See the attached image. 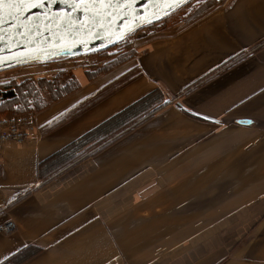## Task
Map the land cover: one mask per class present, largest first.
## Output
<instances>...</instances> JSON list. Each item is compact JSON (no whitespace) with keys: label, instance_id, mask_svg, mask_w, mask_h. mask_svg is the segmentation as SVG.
<instances>
[{"label":"crops","instance_id":"1","mask_svg":"<svg viewBox=\"0 0 264 264\" xmlns=\"http://www.w3.org/2000/svg\"><path fill=\"white\" fill-rule=\"evenodd\" d=\"M149 29L108 71L118 54L53 61L80 86L29 112L25 143L2 146L0 225L14 229L0 262L34 246L23 264H264V0H193ZM43 67L15 80L58 71ZM156 89L148 121L38 178L40 162Z\"/></svg>","mask_w":264,"mask_h":264},{"label":"water","instance_id":"2","mask_svg":"<svg viewBox=\"0 0 264 264\" xmlns=\"http://www.w3.org/2000/svg\"><path fill=\"white\" fill-rule=\"evenodd\" d=\"M190 1L174 5L166 0H111L109 4L40 0L36 5L6 2L0 14V73L108 50Z\"/></svg>","mask_w":264,"mask_h":264},{"label":"trees","instance_id":"3","mask_svg":"<svg viewBox=\"0 0 264 264\" xmlns=\"http://www.w3.org/2000/svg\"><path fill=\"white\" fill-rule=\"evenodd\" d=\"M173 14L170 16H173ZM170 16L165 18L164 21L169 19ZM126 45V41H123L113 48L92 54L106 59L112 56L109 54L110 51H113L115 48L118 51L116 52L118 54L116 59L108 62L99 71H108L112 67L118 66L130 59L131 53L120 56L123 47ZM262 45H264V41L255 48ZM242 57L241 54L235 56L224 65L223 69L231 67ZM218 72V70L214 71L212 74L198 81L197 84L199 85L209 81ZM89 78H91V75ZM79 86L80 84L76 77L65 70H58L49 76L25 78L20 81H1L0 116L38 112L44 109L49 103L58 101L75 92ZM171 98L173 96H170ZM163 102V95L159 89L140 98L122 111L91 128L46 160L40 162L37 171L38 178L41 180L49 178L50 175L57 174V172L62 171L66 167L97 154L112 142L122 138L131 130L148 121L155 112L161 109ZM76 109L73 108L65 117L60 118V121L72 115ZM37 253L38 249L36 247L27 246L6 257L0 264H23Z\"/></svg>","mask_w":264,"mask_h":264},{"label":"built area","instance_id":"4","mask_svg":"<svg viewBox=\"0 0 264 264\" xmlns=\"http://www.w3.org/2000/svg\"><path fill=\"white\" fill-rule=\"evenodd\" d=\"M35 129L34 119L30 114L0 116V151L7 143H25ZM13 229L14 224L11 222L0 225V233H9Z\"/></svg>","mask_w":264,"mask_h":264},{"label":"rangeland","instance_id":"5","mask_svg":"<svg viewBox=\"0 0 264 264\" xmlns=\"http://www.w3.org/2000/svg\"><path fill=\"white\" fill-rule=\"evenodd\" d=\"M193 1V0H192ZM192 1H190L187 5H185L184 7H182L181 9H179L178 11H176V13L175 14H173V16H170L169 17V19H167V20H165L166 22L168 21V22H171L172 20H173V18L174 17H176L177 15H180V14H182V13H184L186 10H187V7L190 5V3L192 2ZM172 15V14H171ZM167 18V17H166ZM162 22V21H161ZM161 22H159V23H161ZM156 24H158V23H156ZM156 24H153V25H150V26H147V27H145V28H142V29H139L138 31H136L135 33H133L132 35H130L125 41H126V44H127V47H128V45H129V40H130V38H131V36H133L134 34H140V33H142L143 32V30H145V32H147V30H150L149 28H151V27H153L154 26V28H155V25ZM154 31V30H153ZM153 31L151 30L150 32H148V33H146V35H151V33L153 34ZM156 32H154V34H155ZM142 34H144V33H142ZM142 34H140V35H142ZM139 35V36H140ZM130 47V46H129ZM129 50V48H126V46L125 47H123V50L121 51V53H120V56H123V55H125V54H129L130 52H126L125 53V51L126 50ZM116 52H118L117 50L116 51H114L113 50V53L111 54L112 56L111 57H113V56H115L117 53ZM110 57V58H111ZM62 60V59H61ZM54 61H57V60H54ZM59 61V60H58ZM53 61H51V62H49V63H45L46 64V67H43V68H46L44 71L45 72H47V71H56V70H58V69H60L61 67V64L60 63H55V62H53ZM42 65L43 64H38V65H34V66H36V67H39V66H41L42 67ZM27 66H32V65H26V66H24V67H27ZM20 68H22V67H20ZM19 67L18 68H14V69H11V70H7V71H4V72H1L0 73V82L1 81H4V80H15V77H16V75H17V72L19 71V70H21ZM45 72H43V74L45 73ZM41 74V73H40Z\"/></svg>","mask_w":264,"mask_h":264},{"label":"snow or ice","instance_id":"6","mask_svg":"<svg viewBox=\"0 0 264 264\" xmlns=\"http://www.w3.org/2000/svg\"><path fill=\"white\" fill-rule=\"evenodd\" d=\"M6 2L7 3H19L20 5H24V4L36 5L37 3L40 2V0H0V14H2V8ZM87 2H89V0H77V3H87ZM92 2L109 4L111 3V0H92ZM124 2L125 3L135 2V0H124ZM180 2H182V0H166V3H168L169 5H174ZM244 122L248 124L254 123V121L251 119L246 120Z\"/></svg>","mask_w":264,"mask_h":264}]
</instances>
